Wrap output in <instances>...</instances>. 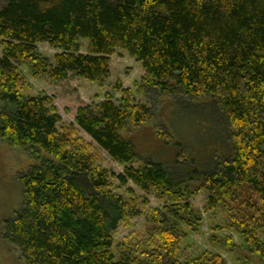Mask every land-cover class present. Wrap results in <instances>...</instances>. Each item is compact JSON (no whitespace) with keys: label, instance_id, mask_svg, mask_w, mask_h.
<instances>
[{"label":"trees","instance_id":"trees-1","mask_svg":"<svg viewBox=\"0 0 264 264\" xmlns=\"http://www.w3.org/2000/svg\"><path fill=\"white\" fill-rule=\"evenodd\" d=\"M1 1L0 139L29 158L53 159L19 178L23 207L4 223L2 240L25 264H181L184 230L201 226L189 202L200 194L206 212L225 210L226 229L264 258V0ZM38 45L57 52L52 62ZM118 52L140 65L144 87L167 97L202 99L200 112L213 111L220 129L216 154L225 142L223 118L232 130V155L183 178L173 171L191 155L180 144L172 158L166 153L162 160L137 146L144 156L136 167L139 154L123 134L146 123L150 109L135 103L130 89L117 85L118 102L108 95L80 108L68 126H62L51 98L23 95L27 80L19 66L54 83L76 76L103 85ZM79 131L122 173L111 176L98 166L95 146ZM180 150L188 154L184 161ZM114 178L120 187L131 184L164 203L163 214L153 217L154 223H168L162 247L143 253L145 259L114 252L121 223L139 218L148 204L114 194ZM185 264L227 261L202 253Z\"/></svg>","mask_w":264,"mask_h":264},{"label":"rangeland","instance_id":"rangeland-1","mask_svg":"<svg viewBox=\"0 0 264 264\" xmlns=\"http://www.w3.org/2000/svg\"><path fill=\"white\" fill-rule=\"evenodd\" d=\"M2 3L0 0V7ZM37 51L49 62H52L57 53L47 45H38ZM110 59V76L103 85L85 82L76 76H69L61 83H54L42 74L35 78L28 68L19 66L27 80V89L24 90L23 95L51 98L61 118L62 126H68L74 124L76 113L80 108L94 106L105 100L108 95H112V100L118 102L121 94L115 92L117 85L123 89H130L134 102L138 105H147L150 109L146 123L135 128L129 126L123 134L139 154L136 167L141 163L139 161L142 160L143 155L137 152V146L147 152L150 158L162 160L166 153L172 158L176 152L175 146L180 144L191 155V161L185 160L181 167H176L173 171L175 175L183 178L192 176L196 170L207 172L220 159L232 155L234 151L230 137L232 130L222 117L225 142L221 145L220 153L216 154L220 129L216 126L213 111V113L209 110L205 113L200 112L202 99L191 101L184 97L163 96L144 87L142 82L144 72L134 59H129L123 52H118ZM80 137L85 143H92L83 132H80ZM92 144L95 146L93 154L97 157V165L107 169L111 176L121 174L123 168L112 162L107 154L100 152L94 143ZM185 150L183 153L181 152L183 150H180V161H184L185 156L188 155ZM43 160L53 159L45 154H42V159L39 160L29 158L24 151L9 147L0 139V264H25L20 253L2 240L3 227L4 223L14 219L23 207L22 185L19 178L26 175L31 168L39 167ZM111 189L114 194L122 195L125 201L136 197L141 202L148 203L141 206L142 215L139 218L121 223L114 236L116 257L122 252L130 251L137 259H145L143 253H151L152 250L162 247L160 236L167 229L168 223L163 225L154 223L153 217L156 211L163 214L161 210L164 203L155 199L153 195L144 196L131 184H127L124 188L120 187L116 178L112 179ZM189 202L196 214H200L202 222L199 229L184 230L187 235L180 244L177 256L179 263L185 264L188 260L198 258L202 253H210L225 258L227 264H264L263 256L250 252L235 232L226 229L225 210L206 212L204 194L198 195ZM226 241H230L231 245L225 246Z\"/></svg>","mask_w":264,"mask_h":264}]
</instances>
